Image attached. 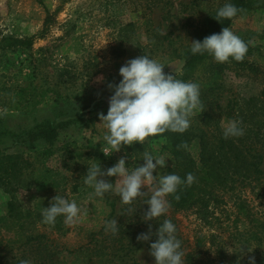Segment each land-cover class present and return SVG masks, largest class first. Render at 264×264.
I'll list each match as a JSON object with an SVG mask.
<instances>
[{
    "label": "rangeland",
    "instance_id": "obj_1",
    "mask_svg": "<svg viewBox=\"0 0 264 264\" xmlns=\"http://www.w3.org/2000/svg\"><path fill=\"white\" fill-rule=\"evenodd\" d=\"M225 1L0 0V42L5 37L19 42L0 46V152L22 159L19 174L5 175L0 183V264L23 259L32 264H155L149 252L157 237L141 242L137 236L147 233L149 225L155 233L164 219L176 227L184 264L262 260L264 178L230 177L234 181L216 187L205 202L186 210L170 207L165 216L147 223L141 218L149 189H142L146 194L131 205H121L114 190L98 198L84 182L88 166L99 164L106 171L123 157L131 170L143 165L144 152L166 159L161 169L174 166L164 140L146 138L112 153L99 114H107L113 94L108 85L119 83V69L128 60L145 54L165 64L166 73L181 71V54L191 48L194 28ZM228 27L248 45L241 63L257 70H223L215 97L223 108L235 104L245 134L233 142L239 151L261 156L264 173V99L259 96L264 9L242 12ZM208 64L196 68L191 82L206 81L215 61ZM200 114L190 118L194 134L204 129ZM188 153L198 162L197 139ZM104 179L114 189L120 183L117 177ZM58 194L82 206L75 225H65L63 217L54 226L42 222V207ZM112 219L120 225L115 235L104 228Z\"/></svg>",
    "mask_w": 264,
    "mask_h": 264
},
{
    "label": "clouds",
    "instance_id": "obj_2",
    "mask_svg": "<svg viewBox=\"0 0 264 264\" xmlns=\"http://www.w3.org/2000/svg\"><path fill=\"white\" fill-rule=\"evenodd\" d=\"M240 11L242 10L235 4L227 2L217 10L215 19L218 22L230 20ZM247 51V43L229 27L222 28L220 33L207 36L202 41H191L190 48L192 55L207 54L217 63L230 60L240 62ZM165 66L144 54L122 65L119 69L122 79L118 84L108 85L113 94L109 99L107 114L100 113L99 120L107 130L103 140L113 150L112 153L134 143L143 144L146 138L166 131L184 133L190 127V118L202 108L200 85L178 78L181 75L179 69H174V75L166 73ZM244 134L241 122L237 120L229 121L223 129L225 139L239 138ZM101 150L108 156L103 147ZM142 160L143 165L131 170L123 157L106 171L99 164L88 166L84 182L93 187L94 196L98 198H103L106 193L114 190L120 197L121 205H131L138 197L146 194L142 189H149L151 195L145 203L148 209L141 218L147 223L165 216L170 208L168 197L174 196L178 200L180 186H191L195 177L191 173L185 178L172 172L160 174L158 169L166 167V159L154 157L149 152H144ZM104 177H117L120 183L114 189L113 183ZM82 214V206L59 194L50 201L49 207H42L41 210L42 222L51 226L55 225L58 217H63V223L67 226L75 225ZM119 226L115 219L107 221L104 225L105 232L115 235ZM153 235L157 238L150 243L149 254L154 258L155 264H184L185 253L176 236V227L170 219L159 223L155 233L149 225V231L138 235L137 240L149 242ZM243 248L244 246L240 252ZM20 264L32 262L23 259ZM248 264H255L254 257H249Z\"/></svg>",
    "mask_w": 264,
    "mask_h": 264
},
{
    "label": "trees",
    "instance_id": "obj_3",
    "mask_svg": "<svg viewBox=\"0 0 264 264\" xmlns=\"http://www.w3.org/2000/svg\"><path fill=\"white\" fill-rule=\"evenodd\" d=\"M231 2L241 9L236 17L228 20L224 19L218 22L216 12L206 16L194 28L193 39L202 41L205 37L214 33H220L222 28L228 27L231 22L237 18L242 12L253 9H264V0H226L225 3ZM18 41L10 37H5L1 40L0 46L17 44ZM183 65L181 68L182 80L194 81L196 68L202 64H208V60H213L207 54L192 55L190 49L181 54ZM231 62V64H229ZM209 65V64H208ZM255 71L257 68L247 62L241 63L230 60L225 63L215 62L212 70L209 69L206 81L200 82V100L202 108L199 115V121L204 126V129H199L197 134H194L190 128L184 133H174L166 131L162 134L148 137L153 140H164L165 149L173 158L174 166L166 169H158L160 174H168L169 172L185 178L188 173L195 177V181L191 186L181 185L177 195L169 196L170 207L175 210H186L195 205L196 201L203 202L209 199L212 191L219 186H223L228 181H234V178L241 177L242 179L261 180L264 178V173L260 170L262 157L259 155L251 156L249 150L245 154L244 151H239L233 142L234 138L225 139L223 132L219 130V125L227 124L229 121L236 120L235 104L228 103L224 108L219 103L218 95L220 89L221 73L223 70ZM264 99V87L259 95ZM260 98V99H261ZM251 98L246 101L251 102ZM95 119V118H94ZM51 127V125H49ZM193 139L198 140L199 160L195 162L188 153V148ZM242 141V140H241ZM19 155L5 154L0 152V183L4 184L3 176L15 177L19 174L21 168L18 162H21ZM242 170L244 173H239ZM232 171L233 173H229ZM229 174L233 176H228ZM232 179V180H231ZM255 264H264V257Z\"/></svg>",
    "mask_w": 264,
    "mask_h": 264
}]
</instances>
